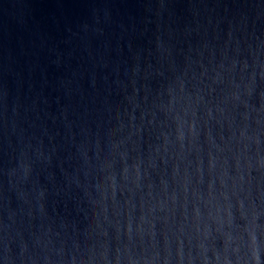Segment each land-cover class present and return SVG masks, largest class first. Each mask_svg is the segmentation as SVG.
<instances>
[{
    "label": "clouds",
    "instance_id": "9594fccd",
    "mask_svg": "<svg viewBox=\"0 0 264 264\" xmlns=\"http://www.w3.org/2000/svg\"><path fill=\"white\" fill-rule=\"evenodd\" d=\"M0 264H264V0H0Z\"/></svg>",
    "mask_w": 264,
    "mask_h": 264
},
{
    "label": "water",
    "instance_id": "95a60500",
    "mask_svg": "<svg viewBox=\"0 0 264 264\" xmlns=\"http://www.w3.org/2000/svg\"><path fill=\"white\" fill-rule=\"evenodd\" d=\"M42 2H55V0H42Z\"/></svg>",
    "mask_w": 264,
    "mask_h": 264
}]
</instances>
